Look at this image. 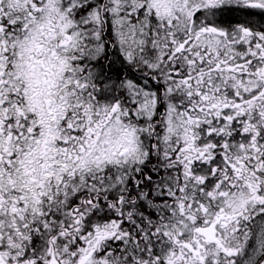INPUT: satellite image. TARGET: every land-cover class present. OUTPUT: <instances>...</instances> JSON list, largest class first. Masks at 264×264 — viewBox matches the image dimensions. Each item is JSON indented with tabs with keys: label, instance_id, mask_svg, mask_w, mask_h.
I'll return each mask as SVG.
<instances>
[{
	"label": "snow or ice",
	"instance_id": "1",
	"mask_svg": "<svg viewBox=\"0 0 264 264\" xmlns=\"http://www.w3.org/2000/svg\"><path fill=\"white\" fill-rule=\"evenodd\" d=\"M0 264H264V0H0Z\"/></svg>",
	"mask_w": 264,
	"mask_h": 264
}]
</instances>
